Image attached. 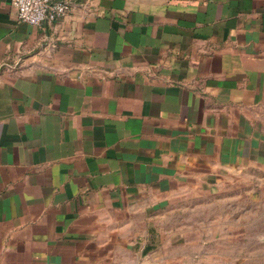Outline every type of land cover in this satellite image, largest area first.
Returning <instances> with one entry per match:
<instances>
[{"label":"crops","instance_id":"1","mask_svg":"<svg viewBox=\"0 0 264 264\" xmlns=\"http://www.w3.org/2000/svg\"><path fill=\"white\" fill-rule=\"evenodd\" d=\"M251 170L264 0H0V264H197L158 219Z\"/></svg>","mask_w":264,"mask_h":264},{"label":"rangeland","instance_id":"2","mask_svg":"<svg viewBox=\"0 0 264 264\" xmlns=\"http://www.w3.org/2000/svg\"><path fill=\"white\" fill-rule=\"evenodd\" d=\"M158 225L167 244L178 245L181 258L197 264H264V171L235 175L213 192L181 197Z\"/></svg>","mask_w":264,"mask_h":264},{"label":"built area","instance_id":"3","mask_svg":"<svg viewBox=\"0 0 264 264\" xmlns=\"http://www.w3.org/2000/svg\"><path fill=\"white\" fill-rule=\"evenodd\" d=\"M75 0H10L19 23L34 27L53 23L69 12Z\"/></svg>","mask_w":264,"mask_h":264}]
</instances>
